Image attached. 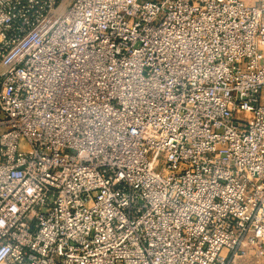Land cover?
Wrapping results in <instances>:
<instances>
[{
	"label": "built area",
	"instance_id": "2783aa9c",
	"mask_svg": "<svg viewBox=\"0 0 264 264\" xmlns=\"http://www.w3.org/2000/svg\"><path fill=\"white\" fill-rule=\"evenodd\" d=\"M0 264H264V0H0Z\"/></svg>",
	"mask_w": 264,
	"mask_h": 264
}]
</instances>
